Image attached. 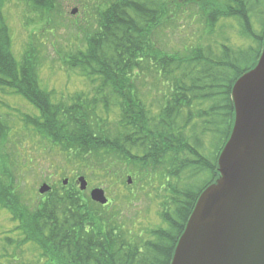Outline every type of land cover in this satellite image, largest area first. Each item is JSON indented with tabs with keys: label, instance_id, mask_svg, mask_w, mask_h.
I'll return each mask as SVG.
<instances>
[{
	"label": "trees",
	"instance_id": "trees-1",
	"mask_svg": "<svg viewBox=\"0 0 264 264\" xmlns=\"http://www.w3.org/2000/svg\"><path fill=\"white\" fill-rule=\"evenodd\" d=\"M76 1L92 8L88 0ZM263 1L98 0L97 26L85 47L64 58L70 70L96 85L56 100L41 85L36 46L20 61L15 56L6 0H0V92L22 97L38 111L25 124L57 147L75 176L114 191L108 204H99L72 176L67 185L59 179L49 192L38 193L31 208L23 200L16 162L5 152L13 128L0 109V206L16 222L2 241L12 246L14 235H23L12 254L0 249V264L10 258L29 264L16 253L29 242L42 253L38 264H171L198 197L219 176L218 158L235 121L233 85L262 53L264 21L256 31L252 18ZM27 2L48 19L64 0ZM192 4L203 10L211 32L219 20L235 19L250 43L170 45L164 36L175 32L184 7ZM19 155L26 166L28 159ZM162 189L161 223L147 237L135 220L125 219L128 204L137 206L153 191L159 200Z\"/></svg>",
	"mask_w": 264,
	"mask_h": 264
},
{
	"label": "rangeland",
	"instance_id": "rangeland-1",
	"mask_svg": "<svg viewBox=\"0 0 264 264\" xmlns=\"http://www.w3.org/2000/svg\"><path fill=\"white\" fill-rule=\"evenodd\" d=\"M97 1L88 0V5L92 8H81L77 5L79 2L76 0H64L59 13L52 18L50 15L47 19L42 17L39 12H34L27 0H6L5 14L11 29L13 52L20 61L27 50L37 48L35 51L41 85L47 91L55 93L56 100L61 98L69 100L78 94L91 92L96 85L87 78L81 77L76 70H70L64 63V58L76 48L85 47L87 34L97 26L98 15L94 8ZM254 7L252 18L254 29L261 31V25L264 21V1L255 4ZM184 8L185 12L182 13L181 24L178 22L180 25L175 28V32L170 31L167 36H164L170 45L183 48L186 44L191 47L201 44L203 46L211 45L215 48L220 43L234 44L243 41L244 46L250 43L249 40L241 37L240 22L237 20L221 19L217 22L214 31L211 32L201 8L193 4ZM73 9H77L76 14L71 13ZM0 109L8 116L13 128L11 140L7 144L5 152L8 153V159L16 162L14 169L16 172L19 171L18 175L20 176L25 203L33 208L39 195V188L43 183L52 186L59 179H70L73 176L80 188L78 177L81 175L75 176L76 172L73 173V169L65 163L64 156L56 149L57 147L50 148V145L42 140L41 136L33 131L31 126L25 124L26 116L32 117L38 114V111L27 100L0 92ZM20 151L28 159L26 166H22L24 161L19 155ZM28 165H31L32 168H28ZM67 168H71L69 173ZM58 170L62 173L59 172L58 175H55ZM44 171L51 173V176L49 177V174L45 176ZM88 182L89 187L86 192L89 195L94 186L100 187L105 190L107 197L111 200L114 191H109L108 185H96V181L92 183L90 180ZM115 194H119V191L116 190ZM154 194L156 191H153L149 197L142 195L139 202L136 203L137 206L128 204L129 211L125 214V219L135 220L136 229H143L144 235L147 237L150 235L148 233L150 229L159 226L161 223L160 201L164 200L163 197L165 198L166 192L163 189L160 191L159 200L154 199ZM125 207L127 208V206ZM15 226L16 222L11 219L10 212L0 206V249L2 253L12 254L17 241L22 242L23 235L21 232L14 235L15 246H7L2 241L4 233ZM16 253L20 259L25 257L23 259L29 261V264H38L36 261L41 259L42 255L41 251L31 242L20 244V247L16 248ZM3 262L5 264L18 263L13 261V258H10V261L5 259Z\"/></svg>",
	"mask_w": 264,
	"mask_h": 264
},
{
	"label": "water",
	"instance_id": "water-1",
	"mask_svg": "<svg viewBox=\"0 0 264 264\" xmlns=\"http://www.w3.org/2000/svg\"><path fill=\"white\" fill-rule=\"evenodd\" d=\"M232 99L235 121L218 158L219 176L198 197L171 264H264V45L257 64L235 81ZM78 182L87 190L85 176ZM50 190L48 183L39 188ZM90 196L109 202L100 187Z\"/></svg>",
	"mask_w": 264,
	"mask_h": 264
}]
</instances>
